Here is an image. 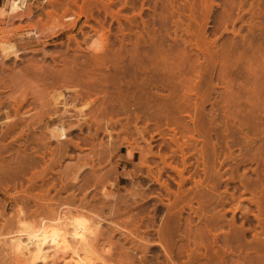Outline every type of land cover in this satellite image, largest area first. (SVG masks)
I'll list each match as a JSON object with an SVG mask.
<instances>
[{"label":"rangeland","instance_id":"rangeland-1","mask_svg":"<svg viewBox=\"0 0 264 264\" xmlns=\"http://www.w3.org/2000/svg\"><path fill=\"white\" fill-rule=\"evenodd\" d=\"M8 5L0 0V46L14 42L19 55L0 48V264H27L5 244L9 233L38 226L59 205L99 220L97 264H264V0H29L16 13ZM119 53L122 65L150 60L149 104L137 98L140 72L131 114H96ZM66 63L81 70L75 83L38 78L39 95H22V70ZM79 81L99 86L78 97ZM59 92L71 108L50 126L80 108L87 122L73 115L61 158L43 118ZM36 264L74 263L66 255Z\"/></svg>","mask_w":264,"mask_h":264},{"label":"bare ground","instance_id":"bare-ground-1","mask_svg":"<svg viewBox=\"0 0 264 264\" xmlns=\"http://www.w3.org/2000/svg\"><path fill=\"white\" fill-rule=\"evenodd\" d=\"M23 1L27 2L29 0H9V12L10 13H16L18 12L19 10L22 9V4H23ZM4 9V8H3ZM17 15V14H16ZM2 45V44H1ZM1 48V52L3 54L4 57H10V56H14V57H17L19 55V50L16 46V44L14 42H9V43H5L2 45V47L0 46ZM99 56V55H97ZM122 55L119 53L118 57H117V61H115L114 63V70H113V73H112V78L114 79L113 80V83H114V87H110L109 84L107 83L108 81V77L109 75L108 74H104V77L102 79V83H104V88H103V93H104V98L103 100L100 102L99 105H97L95 107V113H100V114H105L106 112L107 113H112L114 112V116L117 115V114H120L118 113L119 111H122L124 112V114L127 112L126 115H129L132 113H129L128 111L131 109V105H130V101L133 99L134 97V93L136 91V89H133L134 87V84H133V80H132V76L135 77V75L137 73H140V72H145L144 75L145 77H142V80L138 82V92H137V98L141 101V103L143 104L144 108H146L149 104V101H148V92H149V86H148V72H149V62L150 60L148 59H142L141 62H135L134 60L132 59H129V61L122 65L121 62H120V59H121ZM97 59L99 57H96ZM102 60L103 61H106L108 60L107 57H102ZM147 61V63H143L144 61ZM149 61V62H148ZM76 63V62H75ZM75 63H72V64H69L66 63L65 65V68L63 70H55L53 69L51 66H48L47 68H40L39 66L40 65H32L31 67H27L25 70H22L21 71V74L24 75L26 78L24 79H27L29 78V81L27 83V87L26 88H23L26 89V90H22V95L26 96L27 97V94H29L30 92L33 94V95H36V93L39 91L38 90V86L37 85V81L39 82V80H43L41 83L44 84L46 83V80L51 76L54 77V79L56 80V82L58 81H63V82H66L67 81H70V82H76L78 77L82 74L81 73V70L78 69V67L75 65ZM128 75V79H124V75ZM15 75V74H13ZM19 76V75H18ZM17 76V77H18ZM22 78V77H21ZM39 78V80H38ZM14 79H16L14 77ZM37 79V80H35ZM19 80V79H18ZM17 81V80H16ZM20 81V80H19ZM17 81V82H19ZM23 81V80H22ZM89 81V80H88ZM123 81L125 82V86L123 84ZM14 83V81H12ZM12 82L10 81L9 83L12 84ZM17 82H15L14 84H16ZM74 82V83H75ZM84 84H82V87L80 88H77V84L78 83H81L80 81L77 82L76 84H73L76 85L75 87L77 88H74V90H76L78 93L76 94V96H84V95H87L89 94L90 92V88L92 87V85H89V88L88 86L86 87H83L85 86V82L87 83V81H83ZM82 82V83H83ZM7 83V82H6ZM25 83V82H24ZM23 83V84H24ZM89 83L91 84V82L89 81ZM88 83V84H89ZM93 83V82H92ZM21 84V83H20ZM72 84V83H71ZM8 85V83L6 84ZM41 85V84H40ZM3 86V85H2ZM91 86V87H90ZM94 87H92V90L94 88V90H96L99 86L98 83H95L93 84ZM37 87V89H35ZM3 89V88H2ZM27 89L30 91L28 93ZM38 94V93H37ZM20 95V96H22ZM39 95V94H38ZM15 95H8V97H11L12 99H16L14 97ZM20 96L17 95V98H20ZM23 96V97H24ZM37 96V95H36ZM39 97V96H38ZM37 97V98H38ZM10 98V99H11ZM22 98V97H21ZM35 98V97H34ZM65 96L63 97V95L59 92L58 95L54 96V98L52 99V112L50 113L49 110H47L48 113H46V115H44V119L46 120L45 123H46V129H47V135L44 136L46 137L45 140L46 142L47 141H50L52 138H56V140H60L62 142V149H61V152L59 150V155H57L59 158H61L63 156V151L62 150H66L69 146V144L71 143L70 141H73L72 139H68V135H67V125H71V123H74V122H71L69 123V121L71 120V118L73 117V112L70 113L71 111H68L69 113H66L65 116H64V119L62 118L61 122L58 123L56 122V124L54 126H50L51 125V120L56 117H58L59 114L63 113V112H66L68 109L71 108L70 104L65 100ZM11 99V100H12ZM24 99V98H23ZM33 99V98H32ZM41 99V98H40ZM2 100V99H1ZM5 100V99H4ZM18 101H20V99H17ZM27 100V99H26ZM35 100V99H34ZM3 101V100H2ZM10 101V100H9ZM8 101V104L10 103H13V101H15V104H16V100H13L12 102L9 103ZM23 100H21V102L16 105H20L22 103ZM25 101V100H24ZM40 101V100H38ZM7 102V101H6ZM26 102V101H25ZM35 102V101H34ZM37 102V100H36ZM91 102V101H90ZM1 103V102H0ZM2 105V103L0 104ZM4 105V104H3ZM12 105V104H11ZM10 105V106H11ZM22 105V104H21ZM35 105V104H34ZM49 105V106H51ZM72 105V104H71ZM43 106V105H42ZM13 108V105L11 106ZM14 107H16V110L13 108V110H15V112L17 111V106L14 105ZM21 107V106H19ZM45 107V106H43ZM82 107V106H81ZM84 107V106H83ZM40 108V106H39ZM48 109V107H46ZM8 109V108H7ZM11 109V108H10ZM21 109V108H20ZM50 110V111H51ZM29 111V110H28ZM31 111V110H30ZM30 111L29 112H26L24 113L23 115L26 114V116H29L30 115ZM42 111V110H41ZM79 113H77V115L75 114V117H76V121L80 124L82 122H86V116L83 115V108H80L79 110ZM46 112V111H45ZM76 112V111H75ZM94 112V111H93ZM135 114H136V111H134ZM7 113V112H6ZM18 113V112H16ZM36 113V112H35ZM40 113V112H39ZM116 113V114H115ZM32 114V113H31ZM38 114V112H37ZM45 114V113H44ZM123 114V113H122ZM134 114V115H135ZM17 115V114H16ZM36 114H34L35 116ZM91 115V114H90ZM112 116V114H110ZM137 115V114H136ZM20 116V115H19ZM32 119H34V116L30 115ZM29 116V117H30ZM37 116H40L37 115ZM93 116V115H92ZM104 116V115H103ZM113 116V117H114ZM138 116V115H137ZM25 117V116H24ZM74 117V118H75ZM102 117V115H101ZM106 119L108 118V116H104ZM102 117V118H104ZM112 117V118H113ZM26 118V117H25ZM94 118H98L96 117V115L94 114ZM111 118V117H110ZM129 118V117H128ZM137 118V117H135ZM6 122L9 121L10 123L7 122V127H12L11 129H13L17 124H16V121H12L11 119H9V116L7 115V117L5 118ZM13 119V118H12ZM24 119V118H23ZM30 118H28V121H29ZM32 119H30L32 121ZM116 121L118 122V118H115ZM4 121V120H3ZM4 121V123H5ZM115 122V123H117ZM33 123V122H32ZM127 123V122H125ZM6 124V123H5ZM9 124V125H8ZM29 123H27L28 125ZM2 125V123H1ZM20 125V124H19ZM4 126V125H2ZM6 126V125H5ZM26 126V125H25ZM29 126V125H28ZM38 126V125H37ZM103 126V125H102ZM113 126L111 123H108L106 121H104V126L102 127L104 130H106L108 132V136H111V131L110 129H112ZM18 127V126H17ZM22 128V127H21ZM27 128V127H25ZM97 128H99V126L97 125ZM8 129V128H7ZM35 129V128H34ZM6 130V129H5ZM9 130V129H8ZM14 130V129H13ZM10 132V131H9ZM23 132V130H22ZM21 134V133H20ZM38 134V133H37ZM19 135V134H18ZM32 135V134H30ZM38 136V135H37ZM27 137V136H26ZM44 137H41L39 139V141L41 140L42 142V145L45 144L43 143L44 141H42V138ZM4 138V137H3ZM6 138V136H5ZM28 138V137H27ZM33 138V136H32ZM36 138V137H35ZM39 138V137H38ZM20 139V138H18ZM30 140V138L28 139ZM34 140V139H32ZM37 140V139H36ZM38 141V140H37ZM38 141V142H39ZM69 141V142H68ZM22 142V141H21ZM30 142V141H29ZM32 142V141H31ZM37 142V143H38ZM40 142V143H41ZM112 142V141H111ZM111 142H109L111 144ZM150 142V140H149ZM148 142V144H150ZM36 143V142H34ZM113 143V142H112ZM48 144V143H47ZM73 144V143H72ZM27 145V144H26ZM74 145V144H73ZM113 144L109 145V146H112ZM115 145V144H114ZM112 146V151L114 149V152H117L115 149H117V147L119 146ZM147 145V144H146ZM32 146V145H31ZM46 146V145H45ZM76 146H78V143H76ZM30 147V146H29ZM33 147V146H32ZM44 147V146H42ZM79 147V146H78ZM113 147H116V148H113ZM146 147V146H145ZM7 148V147H6ZM26 149V148H25ZM24 149V150H25ZM33 149V148H31ZM52 149V148H51ZM120 149V148H119ZM146 149V148H145ZM53 150V149H52ZM108 150H111V149H108ZM118 150V149H117ZM22 151V150H21ZM20 151V153H21ZM46 151V150H45ZM49 151V150H48ZM152 151V150H151ZM18 152V151H17ZM150 152V150H149ZM31 153V152H30ZM56 153V152H55ZM29 154V153H28ZM54 154V153H52ZM22 155V154H21ZM20 155V156H21ZM27 155V154H26ZM88 155V154H87ZM106 156V155H105ZM12 157V156H11ZM57 157V158H58ZM30 158V157H29ZM28 158V159H29ZM3 159V158H2ZM5 159V158H4ZM22 157V158H19L17 159V162L20 163L21 165H23V167L28 164V162L30 163V161ZM53 160V159H52ZM128 161V160H126ZM32 163V162H31ZM127 163V162H126ZM6 164V163H5ZM4 164V165H5ZM3 165V163H2ZM3 165V166H4ZM89 165V164H87ZM1 166V165H0ZM12 166V165H11ZM93 166V164L91 165ZM2 167V166H1ZM9 167V165H8ZM22 167V168H23ZM14 168V166H13ZM21 168V169H22ZM15 169H18V168H15ZM14 169V171H15ZM30 169V168H29ZM25 170V169H24ZM42 170V169H41ZM9 171V170H8ZM5 172V171H3ZM16 172V171H15ZM21 173V172H20ZM9 174V173H8ZM15 174V173H14ZM44 175V174H43ZM43 177V176H42ZM77 178V173L75 175L74 173V180ZM36 180V179H35ZM1 184V183H0ZM66 186V185H65ZM75 187V186H74ZM106 190V189H105ZM73 192V191H72ZM111 193V192H110ZM103 194V192H102ZM107 194V192L105 193ZM25 195V194H24ZM29 195V194H28ZM27 195V196H28ZM26 196V195H25ZM31 196V195H30ZM106 196V195H105ZM109 196V195H108ZM112 196V195H110ZM76 197V196H75ZM107 197V196H106ZM27 198V197H26ZM37 198V197H36ZM84 198V197H83ZM28 199V198H27ZM40 199V198H39ZM76 199V198H75ZM80 200V199H79ZM125 200V199H124ZM38 201V200H37ZM40 202V201H39ZM38 202V203H39ZM82 202V201H81ZM86 202V201H85ZM125 202V201H124ZM37 204V202H35ZM34 203V204H35ZM42 203V202H41ZM40 203V205H41ZM60 204V203H59ZM46 205V204H45ZM50 205V204H49ZM52 205V204H51ZM78 205V204H77ZM83 205V204H82ZM24 206V205H23ZM42 207H44V205L42 204L41 205ZM61 205H59L60 207ZM79 206V205H78ZM90 206V205H89ZM40 207V206H39ZM47 208H49V206L47 205L46 206ZM45 207V208H46ZM56 208L57 210L55 209H52V207L50 206V209L53 210V217L51 215L52 218H50V216H44L42 217L40 220V222L38 223V226L34 224V227L32 226L33 224L31 223L30 226H20L18 228V230L16 229L15 232H11L9 233L8 235V242L5 243L7 245H9V248H11V251L16 253L15 255L17 254H20L18 256H24L25 260L27 261V264H36L37 262H50V261H55L56 258H61V259H65V256L68 255L69 256V259H71L72 263L74 264H97V261L96 259L92 256V252H91V249L90 247H92V239L93 238H96L95 236H98L97 233L98 229V226H99V220H94V221H89L88 220V217L85 216V214L81 213L79 210H75V211H72L70 209H63L62 207L61 208ZM65 207V206H64ZM68 207V206H67ZM74 207V205H73ZM85 207V205H84ZM83 207V208H84ZM88 207V206H87ZM25 209V207H24ZM37 209V208H35ZM41 209V208H40ZM49 209V210H50ZM86 209V208H85ZM91 209V208H90ZM89 209V210H90ZM39 210V209H38ZM43 210V209H42ZM48 210V209H47ZM46 210V211H47ZM26 211V210H25ZM21 214L23 213V210L20 211ZM45 212V210H44ZM84 212V209L83 211ZM91 212V211H90ZM262 213V212H261ZM47 214V213H46ZM98 214V213H97ZM264 214V213H262ZM18 215V213H17ZM40 215V214H39ZM44 215V214H43ZM49 215V214H48ZM89 215V214H88ZM42 216V215H41ZM96 216V215H95ZM19 217V216H17ZM98 217V216H97ZM170 217V216H169ZM174 217V216H173ZM259 217V215H258ZM264 217V216H263ZM7 218V217H6ZM95 218V217H94ZM99 218H100V213H99ZM15 219V218H14ZM20 219V218H19ZM21 220V219H20ZM38 220V219H37ZM104 220V219H103ZM16 221V220H15ZM89 221V222H88ZM13 222V221H12ZM20 222V221H19ZM33 222V221H32ZM7 223V222H6ZM25 223V222H24ZM23 223V224H24ZM35 223V221H34ZM176 223V222H175ZM5 224V223H4ZM2 223H0V228L1 226L5 227L6 225H4ZM20 224V223H19ZM18 224V225H19ZM172 224V223H170ZM169 224V225H170ZM174 224V222H173ZM21 225V224H20ZM168 225V223H167ZM176 225V224H175ZM16 226V225H15ZM101 226V225H100ZM165 226V225H164ZM174 226V225H173ZM2 227V228H3ZM167 227V226H166ZM161 228L163 231L161 233V237L164 236L167 234V231L168 228ZM15 229V228H14ZM170 232V231H169ZM168 232V233H169ZM160 234V233H159ZM3 236V233L1 234L0 233V236ZM170 235V234H168ZM167 236V235H166ZM199 236V235H198ZM7 236H5L4 238H6ZM102 237V236H101ZM2 238V237H1ZM3 238V239H4ZM2 240V239H1ZM5 241H7V238L4 239ZM3 240V242H5ZM96 240V239H95ZM97 241V240H96ZM2 245V244H1ZM163 246V245H162ZM4 247V246H3ZM165 247V249H168V247L166 246H163ZM2 249V248H1ZM9 250V249H8ZM10 251V252H11ZM7 252V250H6ZM9 252V253H10ZM93 252H95L93 250ZM13 254V253H12ZM11 254V255H12ZM168 254V253H167ZM12 257V256H11ZM23 258V259H24ZM97 258V257H96ZM21 259V257H20ZM10 260V259H9ZM13 260V259H12ZM19 261V259H18ZM22 261V260H21ZM17 262V261H16ZM250 264V263H248Z\"/></svg>","mask_w":264,"mask_h":264}]
</instances>
